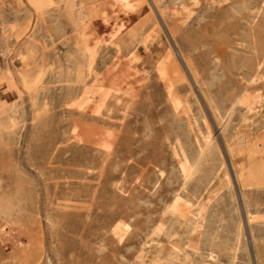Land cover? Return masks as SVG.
<instances>
[{
	"label": "rangeland",
	"instance_id": "rangeland-1",
	"mask_svg": "<svg viewBox=\"0 0 264 264\" xmlns=\"http://www.w3.org/2000/svg\"><path fill=\"white\" fill-rule=\"evenodd\" d=\"M262 55L264 0H0V264H259L264 187L218 121L264 98ZM208 132L218 158L185 176Z\"/></svg>",
	"mask_w": 264,
	"mask_h": 264
},
{
	"label": "bare ground",
	"instance_id": "bare-ground-1",
	"mask_svg": "<svg viewBox=\"0 0 264 264\" xmlns=\"http://www.w3.org/2000/svg\"><path fill=\"white\" fill-rule=\"evenodd\" d=\"M17 1L21 2V0H14V2H17ZM196 1H198V0H196ZM211 1H212V5H214V3H217V0H211ZM19 5H20V3H19ZM159 14L162 15V13L160 11H159ZM139 37L142 38V40H143V37L145 39L152 37V43H154L156 45H160V43H161L157 32L152 33V32L147 31L144 34L141 33ZM10 50H11V47H10V44H8V51H10ZM162 53L157 52V54L154 56L152 62L150 60H148V64L150 65L149 66L150 68L152 65L154 66L155 62H157L161 58ZM144 63H145L144 60H141L139 63H137L138 64L137 66H139L138 70L140 73H143L146 71L145 67L143 65ZM261 63H264V55H262V58L257 62L255 68L257 69V68L261 67L262 66V65L260 66ZM31 98H32V103H33L34 98L33 97H31ZM239 100L244 103L245 107H243V111H241L239 114L238 125L236 127H233L232 132L229 135H227V133L225 132L227 123H229V120L231 119L230 116L233 114L234 106ZM33 106H34V103H33ZM222 115H221V117H222ZM252 115H256L258 120L261 119L262 117H264V98H261L260 95H258V94L249 95V94L241 93L232 102V105L226 110V112H225L224 116L221 118V120L218 121V126H219V130L221 133V138H222L223 144L225 146V150L227 151V154L229 157L228 159H230V164H231V168L233 170L234 176H235L237 182L239 183L240 188H242L244 190L245 189H251L252 190V187H254V188L255 187H264V118H262V120L259 122L258 121L251 122V116ZM219 117H218V119H220ZM214 118H215V116H214ZM250 125H253V127L250 128ZM215 144L217 145V147H214ZM218 146H220V145L218 144L217 140L214 139V137L212 135H210V133L208 132L205 135L202 142L200 143L199 147L191 155L190 160L188 162V166L186 168L185 176H187V175L189 176L195 172H198L200 170L201 166L204 163H206L208 160L217 159L218 158L217 155L220 151V150H218L219 149ZM221 166L222 165H219V167H221ZM219 174H220V172H219ZM219 174H217L218 177H219ZM213 177H215V176L214 175L211 176V181H212ZM254 199H256V198H254ZM247 201H248V199H247ZM248 203H251V201H249ZM197 213H198V211H197L196 207L189 208L187 210V213L185 214V216L182 218V220H180L178 222L180 227H182V231L184 233H189L190 231H192L193 225L195 223V216L197 215ZM246 217H247V215H246ZM206 220H204V221L206 222ZM232 220H234V218ZM231 226H233V225L231 224ZM231 226H230V228L235 227V225H234V227H231ZM205 227H206V225H205ZM1 228H2V226H0V229ZM210 230H211V228H210ZM227 230H229V229H227ZM210 232L211 231H209L208 228H204V232H203L204 237L208 238V235L210 234ZM165 235L167 236V239L170 241L169 246H168V251L166 253V257L171 259V258H174V256L177 254V252L180 250V247H181L180 242L178 240H173L172 238L174 236H180V235L172 227H170L167 230ZM227 236H229V234ZM231 238H232V236H231ZM226 240H227V238H226ZM206 242H207V240H206ZM234 243H236V242H234ZM216 244H219V243H216ZM223 245L221 244V248ZM227 246H228V244L226 245V247ZM230 246H232V245H230ZM234 247H235V245H234ZM224 249H222V251ZM230 251H231V249H230ZM230 251H228V252L231 253L232 251L231 252ZM224 253H226V252H224ZM258 261H259V264H264V258H261V259L258 258ZM186 264H192L191 259H189V261Z\"/></svg>",
	"mask_w": 264,
	"mask_h": 264
}]
</instances>
